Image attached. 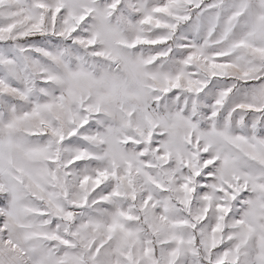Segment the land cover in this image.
Here are the masks:
<instances>
[{"label":"rangeland","instance_id":"obj_1","mask_svg":"<svg viewBox=\"0 0 264 264\" xmlns=\"http://www.w3.org/2000/svg\"><path fill=\"white\" fill-rule=\"evenodd\" d=\"M0 264H264V0H0Z\"/></svg>","mask_w":264,"mask_h":264},{"label":"water","instance_id":"obj_2","mask_svg":"<svg viewBox=\"0 0 264 264\" xmlns=\"http://www.w3.org/2000/svg\"><path fill=\"white\" fill-rule=\"evenodd\" d=\"M116 69L121 70L119 65L116 66ZM62 199H63L65 205L71 210L80 211V210L89 208L88 201H85L84 203H80V202H76V201L72 200L70 197L69 190H67L65 192V194L62 196Z\"/></svg>","mask_w":264,"mask_h":264}]
</instances>
